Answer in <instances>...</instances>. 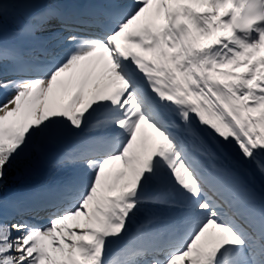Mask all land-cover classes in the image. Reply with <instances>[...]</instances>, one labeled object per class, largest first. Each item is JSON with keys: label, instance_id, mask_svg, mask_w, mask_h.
I'll use <instances>...</instances> for the list:
<instances>
[{"label": "snow or ice", "instance_id": "obj_1", "mask_svg": "<svg viewBox=\"0 0 264 264\" xmlns=\"http://www.w3.org/2000/svg\"><path fill=\"white\" fill-rule=\"evenodd\" d=\"M0 92V264H264V0H0Z\"/></svg>", "mask_w": 264, "mask_h": 264}, {"label": "rangeland", "instance_id": "obj_2", "mask_svg": "<svg viewBox=\"0 0 264 264\" xmlns=\"http://www.w3.org/2000/svg\"><path fill=\"white\" fill-rule=\"evenodd\" d=\"M58 153H59V152H58ZM57 155H58V154H57ZM48 166H49V165H48ZM48 166L43 164V165L40 166V170H41V171H45V170L48 168ZM54 177H55V176H54ZM31 182H32V180H30V183H31Z\"/></svg>", "mask_w": 264, "mask_h": 264}, {"label": "bare ground", "instance_id": "obj_3", "mask_svg": "<svg viewBox=\"0 0 264 264\" xmlns=\"http://www.w3.org/2000/svg\"><path fill=\"white\" fill-rule=\"evenodd\" d=\"M0 94H2V92H0Z\"/></svg>", "mask_w": 264, "mask_h": 264}]
</instances>
